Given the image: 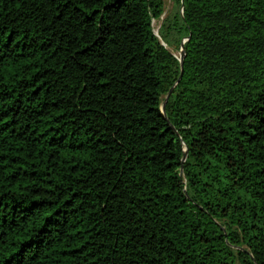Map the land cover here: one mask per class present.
Wrapping results in <instances>:
<instances>
[{
    "label": "trees",
    "instance_id": "1",
    "mask_svg": "<svg viewBox=\"0 0 264 264\" xmlns=\"http://www.w3.org/2000/svg\"><path fill=\"white\" fill-rule=\"evenodd\" d=\"M172 2L0 0V264H264V0Z\"/></svg>",
    "mask_w": 264,
    "mask_h": 264
},
{
    "label": "rangeland",
    "instance_id": "2",
    "mask_svg": "<svg viewBox=\"0 0 264 264\" xmlns=\"http://www.w3.org/2000/svg\"><path fill=\"white\" fill-rule=\"evenodd\" d=\"M163 1V7H164V14L162 15L161 19L171 10L173 2L172 0H162ZM161 19L160 20H153L152 21V28H153V32L158 34V30L161 24ZM169 51L171 53H173V55L177 58H179V51L180 50H175L173 48H169Z\"/></svg>",
    "mask_w": 264,
    "mask_h": 264
},
{
    "label": "water",
    "instance_id": "3",
    "mask_svg": "<svg viewBox=\"0 0 264 264\" xmlns=\"http://www.w3.org/2000/svg\"><path fill=\"white\" fill-rule=\"evenodd\" d=\"M153 34H154L157 38H159L158 34H156V33H154V32H153ZM161 44H162V46L165 47V44H164V43H161ZM183 59H184V51H183V48H180L178 61L180 62L181 73H180V76H179L177 82L180 80L181 75H182ZM173 89H174V86L170 88V90L168 91V93L166 94V96H165V98H164L163 104H162V106H161V113H162L163 115H164V112H165V103H166L167 99L169 98V96L171 95ZM186 155H187V153H186V149H184V154H183V157H182V160H181L182 162L185 161Z\"/></svg>",
    "mask_w": 264,
    "mask_h": 264
}]
</instances>
